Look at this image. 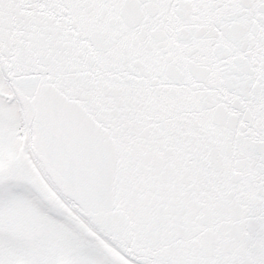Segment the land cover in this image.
Instances as JSON below:
<instances>
[{
	"label": "snow or ice",
	"instance_id": "6c2138e0",
	"mask_svg": "<svg viewBox=\"0 0 264 264\" xmlns=\"http://www.w3.org/2000/svg\"><path fill=\"white\" fill-rule=\"evenodd\" d=\"M0 264H264V0H0Z\"/></svg>",
	"mask_w": 264,
	"mask_h": 264
}]
</instances>
